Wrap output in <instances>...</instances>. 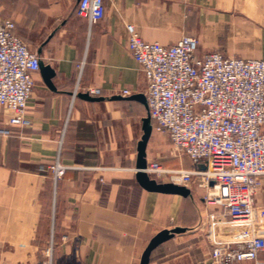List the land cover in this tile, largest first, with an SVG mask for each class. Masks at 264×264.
<instances>
[{
	"label": "crops",
	"instance_id": "obj_1",
	"mask_svg": "<svg viewBox=\"0 0 264 264\" xmlns=\"http://www.w3.org/2000/svg\"><path fill=\"white\" fill-rule=\"evenodd\" d=\"M79 2L0 0V22L13 21L14 33L56 74L54 91L40 71L34 75L32 127L0 138V263L36 264L53 235L54 264H140L154 236L183 228L150 264H210L209 243L196 229L200 196L151 193L136 182L149 113L147 100L134 99H146L147 82L127 49V26L163 46L196 38L200 56L264 60V0H104L105 16L91 27ZM87 88L101 90L91 96L101 100L81 97ZM58 154L67 170L55 184L50 165ZM190 163L165 165L204 168ZM255 203L264 206V178Z\"/></svg>",
	"mask_w": 264,
	"mask_h": 264
},
{
	"label": "built area",
	"instance_id": "obj_2",
	"mask_svg": "<svg viewBox=\"0 0 264 264\" xmlns=\"http://www.w3.org/2000/svg\"><path fill=\"white\" fill-rule=\"evenodd\" d=\"M77 13L91 27L105 16L104 0H80ZM15 28L11 20L0 22V138L32 127L28 101L42 61ZM127 31V49L147 82L153 129L193 165L204 166L149 163L148 175L167 177L200 196L204 213L196 229L209 243L210 264H264V206L255 203L264 178V60L217 51L200 56L196 38L163 46L144 40L132 25ZM84 93L101 96L99 89ZM50 170L57 184L67 170L60 154ZM55 248L52 235L36 264H54Z\"/></svg>",
	"mask_w": 264,
	"mask_h": 264
},
{
	"label": "water",
	"instance_id": "obj_3",
	"mask_svg": "<svg viewBox=\"0 0 264 264\" xmlns=\"http://www.w3.org/2000/svg\"><path fill=\"white\" fill-rule=\"evenodd\" d=\"M40 74L42 76V79L46 86L50 90H55V87L53 85V79L55 77V72L51 68L50 65L44 64L43 61L40 63ZM81 97L90 100V101H100L99 98H92L89 94H80ZM120 98L116 97L114 100H119ZM134 99L140 100L141 102L145 103L146 99L144 96H135ZM142 136L140 141L137 144V159H136V173H135V179L138 185L144 189L147 192L151 193H159V194H165V195H177L184 198L190 197L192 195L191 190L184 187L179 186L173 183H161L157 180L151 178L147 173V146L149 143V140L153 133V125L151 122V118L148 115L146 118L143 119V125H142ZM204 168H201L203 170ZM186 230L183 228H174L171 230H162L159 232L156 236H154L147 247L145 248L140 264H150V258L152 252L157 249L160 245L163 243L171 240L174 238L175 235L185 233Z\"/></svg>",
	"mask_w": 264,
	"mask_h": 264
},
{
	"label": "rangeland",
	"instance_id": "obj_4",
	"mask_svg": "<svg viewBox=\"0 0 264 264\" xmlns=\"http://www.w3.org/2000/svg\"><path fill=\"white\" fill-rule=\"evenodd\" d=\"M147 158L149 160L148 164L158 163L166 169H170L165 165L167 159L168 160L175 159V160H178L179 162L182 160L183 165L191 164L187 156L181 155L174 150L173 145L171 144L166 134L158 133L154 131L152 133L151 140L148 146ZM151 177L157 180L158 182L169 183L167 177H163V176L160 177V176H155V175H152Z\"/></svg>",
	"mask_w": 264,
	"mask_h": 264
},
{
	"label": "trees",
	"instance_id": "obj_5",
	"mask_svg": "<svg viewBox=\"0 0 264 264\" xmlns=\"http://www.w3.org/2000/svg\"><path fill=\"white\" fill-rule=\"evenodd\" d=\"M153 128H154V126H153ZM154 130V129H153Z\"/></svg>",
	"mask_w": 264,
	"mask_h": 264
}]
</instances>
